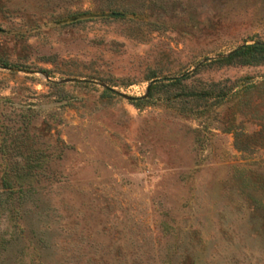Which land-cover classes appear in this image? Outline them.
<instances>
[{"label":"rangeland","instance_id":"374dc122","mask_svg":"<svg viewBox=\"0 0 264 264\" xmlns=\"http://www.w3.org/2000/svg\"><path fill=\"white\" fill-rule=\"evenodd\" d=\"M253 43L264 0H0V264H264Z\"/></svg>","mask_w":264,"mask_h":264},{"label":"trees","instance_id":"16d2710c","mask_svg":"<svg viewBox=\"0 0 264 264\" xmlns=\"http://www.w3.org/2000/svg\"><path fill=\"white\" fill-rule=\"evenodd\" d=\"M218 62H222L227 65H231L234 62H238L241 65L262 63L264 62V47L254 44L243 45V47L233 51L226 58L220 59ZM150 90L151 86L149 87L148 92H150Z\"/></svg>","mask_w":264,"mask_h":264},{"label":"water","instance_id":"95a60500","mask_svg":"<svg viewBox=\"0 0 264 264\" xmlns=\"http://www.w3.org/2000/svg\"><path fill=\"white\" fill-rule=\"evenodd\" d=\"M109 17H113V18H117V17H121V14H117V13H112V14H109ZM254 45H260V46H263L264 47V43H253ZM241 47H243V45L242 46H239L238 48H236V50H238V49H240ZM236 50H234V51H236ZM233 52V51H232ZM231 52V53H232ZM230 53V54H231ZM229 54V55H230ZM206 61H208V60H206ZM63 83H66V82H73V83H81V82H86L85 80H78V79H69V80H64V81H62ZM153 82H151L150 83V85L152 84ZM150 85L147 87V91H148V89H149V87H150ZM105 89H109L108 87H104ZM110 91H113L114 93H116V94H118L120 97H122L123 99H125V100H127V101H129V102H134V101H136L137 99L136 98H134V97H131V96H126V95H124V94H120V93H117V92H115L114 90H112V89H109Z\"/></svg>","mask_w":264,"mask_h":264}]
</instances>
